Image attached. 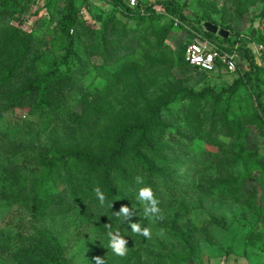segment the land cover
Instances as JSON below:
<instances>
[{"label":"trees","instance_id":"1","mask_svg":"<svg viewBox=\"0 0 264 264\" xmlns=\"http://www.w3.org/2000/svg\"><path fill=\"white\" fill-rule=\"evenodd\" d=\"M22 1L25 0L0 2V128L5 126L6 134H10L34 126L21 122L17 116L21 111L45 121L54 130L80 131L93 125V132L97 133L90 144L69 137L68 145L62 149L57 150L55 142L39 146L35 148L37 158L26 143L6 139L0 142V199L10 205L25 206L32 216L28 221L20 215L21 222L14 227L12 236L0 232V256L11 257L16 264H74L59 238L35 223L36 219L57 216L72 207L92 217L107 246V231L119 229L128 247L143 237L129 227V222L138 223L144 213L137 200L138 188L142 186L151 187L160 210L176 206L178 219L188 217L190 209L186 203L190 194L198 191L208 198L248 205L258 226L264 228L262 202L259 201V207L256 192L245 191V182L255 180L233 175L240 160L249 164L258 158V153L249 154L247 159L241 153V159L234 156L231 143L244 137L246 117L233 111L231 97L209 88L192 92L177 80L161 78L159 82L157 74L141 73L132 62L123 63L131 57L135 45L153 39L155 47L146 54L147 63L155 67L174 64L175 58L168 57L164 44L174 23L170 21L159 31L152 32L150 28L165 18L157 14V6L174 18L186 20L179 2L157 0L145 6L141 0L138 8L131 9L125 0H106L122 11L127 21L116 19L99 31L84 17L86 0H50L48 11L56 27L48 40L49 37L25 34L11 23ZM260 3L264 8V0H249L243 11L244 6L237 2L236 16ZM203 35L216 40L208 32ZM221 41L227 43L230 39ZM56 49L57 57L47 58ZM152 50L157 52L156 56ZM84 53L99 60L104 69L120 74L118 84L123 88L115 103L92 98L87 110L91 124L77 110L89 100L84 82L88 78L85 75H89ZM246 58L249 70L239 76L234 89L242 85L253 94L256 107L252 120L264 127L263 69L250 50L246 51ZM181 95L191 100L187 135L172 134L171 124L164 116ZM196 110H200L204 120L193 126ZM14 115L16 119H12ZM209 147L217 149L216 153ZM222 150L229 153L221 157ZM178 167L198 172L206 169L218 177H209L197 185L179 175ZM138 178L143 185L138 184ZM96 189L105 196L103 205ZM122 207L129 208L130 217L120 224L117 213Z\"/></svg>","mask_w":264,"mask_h":264},{"label":"rangeland","instance_id":"2","mask_svg":"<svg viewBox=\"0 0 264 264\" xmlns=\"http://www.w3.org/2000/svg\"><path fill=\"white\" fill-rule=\"evenodd\" d=\"M26 1L21 2L11 23L14 26H19L25 34L33 33L39 38L49 37L48 40H50L52 38L50 33L56 27V25H52L51 13L48 11L50 0ZM143 1V4L147 6L155 4L157 0ZM175 1L183 6L186 20L174 18L168 15L164 8L157 6L155 11L157 14L165 15V18L153 23V29L149 27L153 32L163 30L169 26L170 21L174 23V27L164 43L168 57L174 56L175 58L174 64L155 67L147 63L146 54L155 47L153 39L148 41L150 43L143 41L141 44L135 45L133 54L123 63L132 62L139 66L138 70L141 73L148 72V74H152L151 76L157 74L159 82L162 80L161 78L169 82L177 80L192 92L200 93L209 88L213 91H224L228 94L227 97H231L233 111L246 117L244 137L231 143L234 156L241 159L242 156L239 155L241 153L247 159L249 154L258 153V158L249 164H245L243 159L240 160V165L234 169L233 175L236 178L242 177V180L253 178L255 181L245 182V191L248 194L256 192L257 204L259 205L260 201L264 206V127L252 120L256 107L253 94L242 85L234 89L239 76L249 70V62L246 58L247 50L253 52L256 62L263 69L261 79L264 82L263 4L250 7L243 15L237 17V2L242 3L244 7L241 9L243 8L244 11L249 0L242 2L240 0ZM86 2L84 17L90 25L99 31L106 24L111 26L116 19L123 23L127 21L123 12L115 9L106 0H86ZM211 21L217 23L215 26L230 33V37L227 39L215 35V41L223 45L224 48L233 50L232 53L239 62L238 71L234 74L227 70L221 71L222 69L209 75L194 72L183 59L187 44L198 39L199 36L204 37L203 32H207L205 24H212ZM222 39H230V41L224 43L221 41ZM151 52L153 56L157 55L155 50ZM49 53L47 58L58 55L57 49L56 53L55 51ZM84 59L87 63L86 70L89 73V75H85L88 78L84 79L89 100L85 106L78 107L77 110L83 120L87 119L89 123L87 110L92 98L101 97L115 103L123 88L118 84L121 78L120 74L116 75L111 70L104 69L99 60L91 59L87 53H84ZM190 107L191 100L181 95L164 113L165 118L171 124L172 134L181 132L187 135L185 129L190 126L188 121ZM199 114L200 110H196L193 115V126L203 123L204 116L202 113ZM17 116L23 120L21 122L32 123L34 126L21 128L10 134H6L4 126L0 128V142L6 139L11 142L26 143L31 149L32 156L34 155L36 158L38 152L35 148L39 146L55 142L57 150L58 148L62 149L68 145L66 138L69 137L75 141L90 144L95 140V133H97V131L93 132V125L89 129L82 128L80 131H73V128L61 131L54 130L45 121L29 117L25 112H17ZM8 118L7 116L6 119ZM12 119H16L15 115ZM209 149L214 153L217 151L214 148L209 147ZM178 150L180 151L181 148ZM228 153L227 150H222L220 156H226ZM34 165L32 168L35 167ZM1 166L0 164V170ZM178 172L179 175L188 178L197 185H200L202 181H207L209 177L212 179L218 177L206 169L198 172V170L188 171L186 167H178ZM186 205L190 209V214L188 217L180 219L176 216V206L162 208L158 219H153L151 216L145 217V213H143V216L138 219V223L142 227L150 228L151 238L141 237L139 241L130 244L124 256L116 255L108 248L102 241L103 238H100L101 232L98 231L92 217L78 207L67 209L57 216L36 219L35 223L39 228L50 230L59 238L68 258L74 264H97L98 259L102 260L103 264H264V228L258 226L254 214L249 213L248 205L208 198L198 191L190 194ZM20 215H23L28 221L32 219L25 206L10 205L0 199V232L12 236L15 232L14 227L16 228L21 222ZM252 244L257 247L251 246ZM0 264L16 263L11 257L0 256Z\"/></svg>","mask_w":264,"mask_h":264},{"label":"built area","instance_id":"3","mask_svg":"<svg viewBox=\"0 0 264 264\" xmlns=\"http://www.w3.org/2000/svg\"><path fill=\"white\" fill-rule=\"evenodd\" d=\"M125 1L131 9L138 8L141 2V0ZM184 55L187 65L202 73H216L223 69L234 74L239 68L238 59L233 53L228 52L227 48L217 41L202 36L187 44Z\"/></svg>","mask_w":264,"mask_h":264},{"label":"clouds","instance_id":"4","mask_svg":"<svg viewBox=\"0 0 264 264\" xmlns=\"http://www.w3.org/2000/svg\"><path fill=\"white\" fill-rule=\"evenodd\" d=\"M138 184L143 185V180H137ZM96 195L100 201V204L103 205L105 203V196L100 192L99 189H96ZM137 200L143 205L145 217L151 216L153 219H158V214L160 209L158 207V200L154 197V193L149 186H142L138 188L137 191ZM130 210L128 207H122L120 212L117 213V218L120 219V224L124 221H129ZM129 227L131 228V232L139 234L145 238H151V230L148 227H142L140 223H131L129 222ZM108 240V248L111 249L116 255L124 256L126 255L127 248V240L125 236L121 234L119 229H114L111 231H107L106 233ZM97 264H103L102 260L98 259Z\"/></svg>","mask_w":264,"mask_h":264},{"label":"water","instance_id":"5","mask_svg":"<svg viewBox=\"0 0 264 264\" xmlns=\"http://www.w3.org/2000/svg\"><path fill=\"white\" fill-rule=\"evenodd\" d=\"M205 30L213 35H217L221 38L227 39L230 37V33L212 24H205Z\"/></svg>","mask_w":264,"mask_h":264}]
</instances>
